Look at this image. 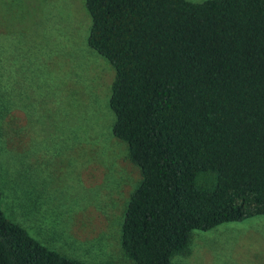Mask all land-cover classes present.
<instances>
[{
	"label": "trees",
	"instance_id": "16d2710c",
	"mask_svg": "<svg viewBox=\"0 0 264 264\" xmlns=\"http://www.w3.org/2000/svg\"><path fill=\"white\" fill-rule=\"evenodd\" d=\"M84 1L88 45L116 72L113 134L143 176L122 228L125 255L173 264L193 231L264 216V0ZM0 264L86 263L0 206Z\"/></svg>",
	"mask_w": 264,
	"mask_h": 264
},
{
	"label": "rangeland",
	"instance_id": "374dc122",
	"mask_svg": "<svg viewBox=\"0 0 264 264\" xmlns=\"http://www.w3.org/2000/svg\"><path fill=\"white\" fill-rule=\"evenodd\" d=\"M91 27L84 0H0V206L62 256L134 264L122 228L143 176L113 134L116 72ZM173 264H264V216L193 231Z\"/></svg>",
	"mask_w": 264,
	"mask_h": 264
}]
</instances>
